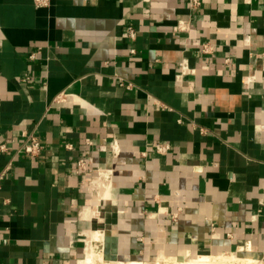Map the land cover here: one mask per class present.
Listing matches in <instances>:
<instances>
[{
    "label": "crops",
    "instance_id": "crops-1",
    "mask_svg": "<svg viewBox=\"0 0 264 264\" xmlns=\"http://www.w3.org/2000/svg\"><path fill=\"white\" fill-rule=\"evenodd\" d=\"M25 131L45 151L3 182L0 264H81L90 231L114 263L261 262L264 0H0V144Z\"/></svg>",
    "mask_w": 264,
    "mask_h": 264
},
{
    "label": "built area",
    "instance_id": "built-area-1",
    "mask_svg": "<svg viewBox=\"0 0 264 264\" xmlns=\"http://www.w3.org/2000/svg\"><path fill=\"white\" fill-rule=\"evenodd\" d=\"M54 0H35V6L37 8H49L52 5V2ZM188 6L191 10L195 11L199 9L202 4L203 0H187ZM126 38L129 41L134 42L137 38V30L133 26H129L127 29V35ZM212 48L209 45H203L202 46V52L205 54H209L211 52ZM132 55L136 54V50L132 49L131 51ZM36 59V54H32L30 56V60L33 61ZM186 71L187 67L182 68ZM182 77H178L177 79V85H179L182 88ZM121 85L123 87H126L127 89H132L134 85L129 82H125L124 80H121ZM68 95H61L58 99L59 102L65 101ZM204 132V131H202ZM67 148L71 149V145H67ZM154 151L158 155H167L172 150V146L170 143L165 142H157L153 146ZM9 145L5 142L0 144V154H10L13 155L9 159V162L7 163L6 167L0 172V190L2 189L3 182L7 178V176L10 174L12 168H13V162L16 159L17 156L23 155L27 157L30 160H35L42 156V154L45 151V145L41 139V137L38 135L36 131H25L22 134V142L21 145L14 151L11 152ZM98 164L95 163L92 159H80L77 163V172L78 173H84L85 175L92 177L93 173L97 174ZM260 213V211H258ZM245 249V247H243ZM261 262L264 263V260H261Z\"/></svg>",
    "mask_w": 264,
    "mask_h": 264
},
{
    "label": "bare ground",
    "instance_id": "bare-ground-1",
    "mask_svg": "<svg viewBox=\"0 0 264 264\" xmlns=\"http://www.w3.org/2000/svg\"><path fill=\"white\" fill-rule=\"evenodd\" d=\"M110 169L107 165L103 166ZM106 174V173H105ZM104 232L90 231L87 239L86 257L81 264H111L104 256ZM168 264H260V261H254L244 258H239L236 254H220L216 256L199 255L187 262H179L175 258L167 259ZM141 264V263H130Z\"/></svg>",
    "mask_w": 264,
    "mask_h": 264
},
{
    "label": "rangeland",
    "instance_id": "rangeland-1",
    "mask_svg": "<svg viewBox=\"0 0 264 264\" xmlns=\"http://www.w3.org/2000/svg\"><path fill=\"white\" fill-rule=\"evenodd\" d=\"M96 173H93V176L92 177H90L91 178V180L89 181V186H90V184H91V181L96 177ZM95 226H98L97 224H95ZM99 227V226H98ZM95 229H97V227H95ZM238 256V255H237ZM240 256V255H239ZM238 256V257H239ZM105 257L110 261V263L111 264H120V262H116V263H114V262H112L106 255H105ZM196 256H191V257H182V258H175L176 260H178L179 262H187V261H190V260H192V259H194ZM174 258V257H173ZM239 258H242V257H239ZM169 259H171V258H169ZM153 264H168L167 263V259H162V260H159V261H157V262H154ZM260 264H264L263 262H261Z\"/></svg>",
    "mask_w": 264,
    "mask_h": 264
}]
</instances>
